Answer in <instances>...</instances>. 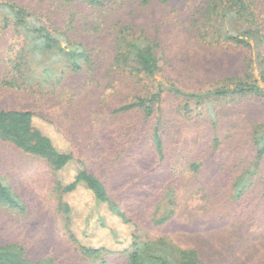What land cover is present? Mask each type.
Returning <instances> with one entry per match:
<instances>
[{"label": "rangeland", "instance_id": "374dc122", "mask_svg": "<svg viewBox=\"0 0 264 264\" xmlns=\"http://www.w3.org/2000/svg\"><path fill=\"white\" fill-rule=\"evenodd\" d=\"M15 1L39 9L55 25L68 14L91 13L85 20L98 21L100 28L96 29V23L77 27V37L100 65L86 78L67 75L65 88L56 94L35 96L0 87V108L31 109L48 117L52 122L41 124L44 131L62 145L68 139L61 130L76 156L151 235L168 233L180 244L198 248L207 264H264V172L240 199L232 197L235 172L247 168L255 157L252 127L264 121V103L238 98L184 111L179 100L167 93L158 114L164 130L165 156L160 159L153 141L157 115L146 118L140 112H114L141 87L110 71L112 23H158L166 52L161 79L186 91L206 89L223 76L241 73L242 54L205 47L189 35L182 20L190 16L194 5L186 0L168 7L155 1L145 9L121 4L117 10L95 14L84 5L60 9V0ZM260 3L264 21V0ZM12 32L0 30V79L6 74ZM189 163H201L200 170ZM0 177L27 206L24 216L0 209V243L18 242L28 257L52 256L59 264H127L123 255L85 256L73 242L58 206L55 175L45 160L0 139ZM167 186L176 190V214L167 224L155 227V205ZM75 195L84 200L81 192Z\"/></svg>", "mask_w": 264, "mask_h": 264}, {"label": "trees", "instance_id": "16d2710c", "mask_svg": "<svg viewBox=\"0 0 264 264\" xmlns=\"http://www.w3.org/2000/svg\"><path fill=\"white\" fill-rule=\"evenodd\" d=\"M159 1L168 7L178 0H60L59 8L68 6L96 12L117 10V5L137 4L144 9ZM194 5L183 19L186 32L199 44L242 54L241 73L226 75L206 89L186 91L161 78L166 55L160 28L149 23L116 21L111 47L114 50L110 71L125 75L140 91L114 109L115 113L140 112L144 117L157 115L153 130L156 155L164 158V132L158 114L167 93L179 100L184 111L201 109L211 103L231 102L238 98L264 103V21L260 0H186ZM84 16L68 14L61 23H48L39 9L15 0H0V30L10 29L14 40L8 47L6 74L0 87L33 95L56 94L63 90L69 74L82 78L97 72L100 62L86 43L78 38L77 27L96 23ZM84 21V22H83ZM58 22V20H57ZM83 22V23H82ZM211 102V103H209ZM43 122H52L31 109L0 108V139L22 151L45 160L55 175V192L65 227L85 256L104 258L123 255L127 264H207L198 248L190 247L168 233L151 235L114 199L106 183L78 158L71 140L62 145L47 134ZM255 157L247 168L235 172L232 197L240 199L256 176L264 172V121L252 127ZM196 171L201 163H189ZM72 169V170H71ZM74 169V170H73ZM66 173V174H65ZM263 193H264V175ZM77 192L84 195L80 199ZM78 201L70 200V195ZM72 201V202H71ZM176 190L167 186L156 203L153 225L163 226L176 214ZM0 209L18 216L27 213L23 198L0 177ZM0 264H59L52 256L33 259L18 242L0 243Z\"/></svg>", "mask_w": 264, "mask_h": 264}]
</instances>
